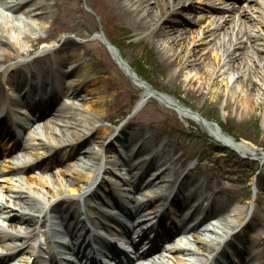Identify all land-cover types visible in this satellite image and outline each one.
<instances>
[{
  "label": "rangeland",
  "instance_id": "1",
  "mask_svg": "<svg viewBox=\"0 0 264 264\" xmlns=\"http://www.w3.org/2000/svg\"><path fill=\"white\" fill-rule=\"evenodd\" d=\"M52 1L54 2L55 0ZM186 4H188V1H185L184 6ZM232 6L235 8L243 6V9L249 6L254 9L253 13L257 18H264L263 5L261 6L255 1L193 0L192 6L182 12V15L186 17V21L183 23L184 29L187 31L185 34L190 36L192 30L205 27L212 28L211 32L213 33L202 35L205 43H202L199 48L206 47L201 51L202 54L197 52L196 55L190 56V62L187 65L175 60L170 66L171 69L167 66L171 51L166 50L164 46L158 43L156 37L147 35L148 31L134 30L133 26L123 16V12L117 3L112 0H58V4L52 5L53 13L48 16V19L51 20L50 27L42 31L37 28L31 29V25L27 24L23 18L16 21L18 29L15 31L14 29L10 30L8 27L10 20L6 17L8 13L3 11L5 17L0 19V31L10 40L18 37L20 43H17V46L21 50L33 48V42L25 38V36L31 34L32 30V34L45 35L49 31V34H51L46 37V41H41L42 39L38 41L35 49L38 51L37 53L49 43L60 45L65 38L66 40L72 39L73 42L70 44L73 47L75 46L73 52L76 54L84 53L82 60L84 59L85 63L92 65L94 69L88 74L85 83L79 86L82 89L80 88V91L77 89L79 97L71 96L72 94L70 93L63 94L62 88L64 89V87L61 84H56L60 79L67 83L69 79H78L83 74L81 71V69L83 70L82 66L74 67L75 64L71 57L73 53L69 57L66 56L64 61L61 62L60 55L63 56L65 51L56 50L54 53H48L46 57H42L40 60L25 63L23 68L30 67L35 71L34 74L39 80L44 78L47 81L52 80L56 87L60 88L62 101L60 100V104L58 101V105L63 107L64 112L66 111L64 119L67 120L68 127L70 123H83L85 118L91 117L95 126L99 127L100 135H104V128H109L113 131L109 134L107 140L118 133L126 139L124 147L118 145L119 142L114 140L118 146L119 154L124 155V152L132 154L129 157L126 156V159L111 150L102 152L99 149V140L97 141V138L94 137H91L89 141L78 144L79 148L82 147L83 149V147L88 146L94 152H101L100 156H102L105 164H110L113 159L121 161V168L116 169L117 164H114L115 167L113 166L120 176L117 179L121 184L120 190L118 192L116 190L118 195H136L141 197L145 194H153L148 190V180L154 177L161 169L166 168L168 170L172 166L177 169H182V166L183 168L193 166L195 168L192 169L193 171H189L188 182L193 183L197 178L202 177V195L210 191L211 186L221 190L222 194L227 192L230 203L228 206L222 205L223 214L235 219L238 214L240 216L246 215L244 210L247 206L251 208L250 212L252 211L253 215L250 218L251 230L247 231L246 234L252 237V241L255 240V243L252 244V249L257 243L259 247L264 246V159L256 155L241 154L239 150L225 146L212 136L211 128L206 123L202 124L196 119L194 113V111H198L201 114H208V111L211 110L212 113L208 115L211 116V120H217L227 126L234 127L235 125L239 132H243L253 139L250 144L258 148V154H261L259 151L264 152V50L260 49V43L264 41V23L248 19L243 12L241 13V10H232ZM22 14L24 17L25 12L20 15L22 16ZM233 15H235V19L238 17L237 25L234 26L235 30L227 29L226 26L225 30L228 31L224 34L222 31L224 30L222 29L223 27L219 28V25L225 21H230ZM99 27H102L104 33L115 40L124 59L132 68L139 71L138 76L140 78L144 77L150 83V87L145 84H139L123 69L124 67L120 65L116 57L96 33ZM247 29H253V32L260 34V37L256 39L244 35L241 38L242 44L247 46V51L244 50L242 64H240L243 66L242 71L245 70L244 83L239 81V78L237 79L234 74L237 68L236 65H239L240 60L227 59L226 62H228L229 67L221 65L222 72L219 74V78L225 79L226 84L217 82L215 87L219 88L218 92L221 95L216 99L211 92L214 88L213 83H211V77H208L204 70L208 69L211 71V67L215 69L219 67V63L223 64L226 52L232 49V45H230L231 43L228 44V40H232L233 36L238 32L239 35H242ZM54 37L59 39L56 41ZM256 40L258 41L256 42ZM213 41H216V43L211 44ZM71 51L68 50V53H71ZM34 52L30 56H26V59L30 60L29 58ZM204 55L208 58L204 59ZM216 55L220 56V60L215 58ZM3 63L7 64V62ZM39 64L48 67L43 74L40 72L39 66H37ZM142 64L145 65L144 69ZM175 69L181 70L179 74L175 73ZM97 76H101L105 80L104 85L109 84L106 91L103 90V85L99 83L90 85L87 81ZM250 82L255 83L252 90ZM145 88L149 89L146 94V100L141 109L132 114L129 109L139 94L144 93ZM0 89L2 95L8 90L7 85L4 84V75L0 77ZM244 95L249 100L248 104L243 101ZM173 99L181 103L182 107ZM72 101L78 103V105L76 107L67 106ZM237 105H240V107L236 108ZM20 109L26 111L25 106ZM181 110H185L187 113L183 114L180 112ZM128 111L129 113L124 116V113ZM129 119L130 126H127V131L121 132V127ZM44 120L50 121L51 115L47 113ZM211 120L205 119L212 128H216L217 125ZM38 121L34 123V128H36L34 133L46 145L55 144L58 134L52 132L53 122H49V129H44L43 125L40 127L42 121ZM139 126L143 127L141 131L137 130ZM150 131L156 133V139L149 140L147 135ZM137 138L144 139L147 142L144 149L136 151L134 142ZM24 139L26 140L25 137ZM26 141L29 142V146L22 148L18 145L15 151L16 157L12 159L14 163L19 165H32L26 171V174H32L39 178H49L51 174L57 176L58 179L61 177L64 179L73 178L75 175L74 165L77 167V164L81 163L78 160L79 158L77 159L76 157L81 155V153H78L76 157L72 156L65 159L74 160V165L72 163H64L65 160L63 162L55 161L46 165V161L41 159V152L44 148L31 138ZM164 141L168 142L167 148H161L160 150ZM77 142L79 141L77 140ZM0 143L2 144L3 142ZM171 146L173 150L170 148ZM149 149H157L159 151L158 159L163 166L158 170H156L157 168L154 171L152 169V174L140 176L141 169L144 166L142 165L140 168L141 155ZM218 154H221V156L216 158ZM179 157H181L182 165L178 162ZM3 161L0 159V162ZM229 169L234 173L233 176L229 177ZM87 170H80V173L85 174ZM206 175L210 176L207 178ZM173 176L175 175H172V178ZM130 181L137 182L135 189ZM255 183L258 185V189H256ZM154 184L158 185V183ZM187 187L189 186L186 185ZM249 188L253 192L255 191L254 202L251 198L243 201ZM32 189L39 198L43 196L40 190L34 188V185H32ZM166 193V191L161 192V194ZM66 195L75 196L76 192L69 193L66 187ZM86 201V204H84L82 199L79 201L82 212L92 217L99 214L93 207L92 199L89 198ZM102 204L106 203L102 202ZM188 218L187 214L178 215V217L172 216V225L181 228L185 223H189ZM2 220L5 223L14 222L13 219L2 218ZM9 229L10 227L7 225H0V231L2 232L9 231ZM191 233L192 231H187L189 237H192ZM65 239H68V236ZM32 242L33 239H29L27 243L31 245ZM27 243L24 244L25 250L29 249L26 246ZM175 247V243L166 242L160 249L161 258L164 259L165 264H179L180 261V264H202V262L194 260L196 255H187L185 252L174 251L173 248ZM226 249L231 251L230 247H226ZM8 251L10 250L5 246L0 247V253ZM21 252L18 251L16 257ZM205 254L210 259L211 255L206 252ZM200 257L203 258L204 256L200 255ZM209 261H212V259ZM18 264L21 263L18 262Z\"/></svg>",
  "mask_w": 264,
  "mask_h": 264
},
{
  "label": "bare ground",
  "instance_id": "2",
  "mask_svg": "<svg viewBox=\"0 0 264 264\" xmlns=\"http://www.w3.org/2000/svg\"><path fill=\"white\" fill-rule=\"evenodd\" d=\"M112 1L117 3L120 10L123 12V16L133 26L134 30L148 31L147 35L151 37H156L158 43L164 46L166 50L171 51L170 57H168L167 61V66L169 68L171 64L175 62V60H179L180 62H182L183 65L189 64L190 56L196 55L197 52L201 53V51L206 48H199V46L202 43H205L203 36L204 34L208 35L207 33L210 34V32L213 30L212 28L205 27L200 28L198 30H192L190 36L185 34L187 33V31H185L183 23L186 21V17L182 15V12L184 9L190 8L192 6L193 0ZM185 1H188V4L184 6ZM248 1H255L261 6H264V0ZM3 3V6L5 7V12H10V14L8 15L10 16L11 21H18L20 17H18L17 14L18 12H22L23 10V12H25L23 19L27 22V24L31 25V29L37 28L38 30L42 31L45 30V28L50 27L51 20L48 19V16L53 13L54 9H52V5L58 4V0H55L54 2L52 0H4ZM263 6L262 8H264ZM242 7L243 6L235 8L234 6H232V9H236L237 11L241 10V13L243 12V14L248 19L264 23V18H257L255 16V14L253 13V8L247 6L243 9ZM237 19L238 17L235 19V15H233L230 21L223 22L219 25V28L223 27L222 29L224 30L222 31L224 32V34H226L228 30L225 29L227 28L233 30L234 26L237 25ZM10 26L11 24H9L8 27ZM49 32L45 35L32 34L33 31L31 30V34L25 36V38L28 41L33 42V48L21 50L20 48H18L19 46H17V43H20L18 37L14 38V40H10L8 37H6L4 33H2V31H0V77L4 75V84L8 87V90L4 93V95H2V92H0V99H3L5 97V100L1 102L2 107L0 108L4 111L2 114L3 117H0V128L5 129L6 123L4 122V117H6V114H9V112H11L12 110H19V105L22 102L23 93L22 91H20L21 89H18V87L22 83H27L28 81L32 85L38 86L37 82L35 83V81L31 80L32 76L34 75L33 69H31L30 67L23 68L25 63L34 60H40L42 57H46L48 53H54L56 50L65 51L63 56L60 55L61 62H63L66 56L69 57L70 54L73 53L71 57L73 58L72 61L75 64L74 67L76 68L82 66L83 70L81 69V71L83 72V74H81L78 79H69L66 84L63 81L60 82L61 84L65 85V89L63 92L71 91V96L74 97H77L79 95L77 89H79L80 91L81 87L79 86L82 85L83 80L88 77V74L93 71L94 67L92 65H89L88 63H85L84 59L82 60V58L84 57V53L78 52L79 54H76L75 52H73L75 46L73 47V45L70 44L71 42H73L70 38L67 40L65 38V40L62 41L60 45H56L57 43H49L48 45L42 47V49L39 50L40 52L37 53L38 51L35 50L36 44L40 39L49 37L51 35L49 34ZM212 33L213 32H211V34ZM244 35H247L248 37H254L256 39L260 37V34L256 33L255 31L253 32V29H247V31H245L242 35H239V32L236 33L233 36L232 40H228V44L231 43L230 45H232V49L226 52V57L224 56V63H219V67L215 69L214 67H211V71H209L208 69L204 70L207 76L211 77V83H213L214 85V88L211 90V92L216 99L220 97L221 93L218 92L219 88H216L215 85L217 84V82L226 84L225 79L219 78V74L222 72L221 65H227L229 67L228 62H226L227 59H236L237 61L240 60L239 65H236L237 68L235 69L234 74L236 75L237 79L239 78V81H242L244 83L245 70L242 71L243 66L240 65L242 64L241 62L244 56V50L247 51V46L242 44L241 40ZM58 39V37H54V40L57 41ZM257 41L258 40H256V42ZM215 43L216 41L211 42V44ZM260 47V49L264 50V41L260 43ZM242 49L243 51H241ZM68 50H72L71 53H68ZM33 51L35 52L31 56V58H29L30 60H27L26 56H30ZM203 58L206 59L208 57L204 55ZM215 58H219L220 60V56L218 57V55H216ZM203 61L205 62V60ZM3 62H7V64ZM119 62L121 65H128L123 57L119 59ZM37 66H39L40 71H46L48 69L46 68L47 66L45 67L41 64ZM180 71L181 70L175 69V73L177 74H179ZM132 77H134V79L139 84H144L139 78L136 77L135 74ZM87 81L90 83V85H96L97 83L103 85V90L105 91L109 87V84L104 85L105 80H103L101 76H97L94 78L92 77L90 78V80ZM254 85V82H250L251 90ZM38 87L40 88L41 94L39 93V97L34 103H38L37 106H39L40 104L41 109L39 112L42 117L45 116L42 115L43 113H51V120L42 122L44 124L43 126L45 127L43 128L49 129V122H53L54 125L52 127V132L54 134H58L57 139H55L56 143L53 145H46L45 143L40 141V138L37 139V144L44 148L41 152V159H44L46 161V165H49L55 161L63 162L65 159L70 158L72 156L76 157L78 153H81V155L76 157L77 159L79 158L78 160H80L81 163L77 164L76 167L74 165L75 163H73L74 160L68 159L64 161V163H72L75 167V175L71 179H64L61 177L62 175L60 176L61 178L58 179V177L54 174H51L49 178H39L32 174L25 173L28 169H30V167H32L31 164H29V166L19 165L11 160L16 157L11 152L13 145L19 143L23 148H27V146H29V143H25V141H20L18 138H16L17 140H19L17 142H15L16 139H12L14 140L12 142V145H10V141L5 142L0 148V154H2L4 158L3 160L5 161L0 162V225H4V221L2 220V218L13 219L14 222L5 223V225L10 227V229L9 232H0V240H2L3 238L10 239V242L6 243L7 248L22 247V245L26 243L30 238H32L36 233H34L35 225L39 223L44 228L45 233L46 224L44 223V221L52 218L54 220L56 219V221L60 224L68 223V226H71V243H74L76 241V244H74L75 247L81 248V237H87L90 229V224L94 223L95 217H92L88 214L84 215L81 210V206L79 205V201L80 199H82L84 204H86V200L92 197L94 199L93 207L97 211L102 212L104 210L105 207L103 208V210H101L103 207L102 202H112L113 204H118L121 207L126 208L127 216H121L122 218L120 219V223L125 227V229L127 230V232H129L130 235V233H132V227L130 224H133L134 221H138V223H140V220L143 219L141 218L142 216L140 215V212L137 209L128 208V201L139 203L142 206L148 203L152 204L155 200H158L163 195H160L158 193L155 195V197L147 198H140L136 195H117L116 192L113 193L114 191L111 189L112 187L107 182H101L95 188L89 189V187L91 186L89 184H93L92 175L95 172L94 168L91 167L97 163L101 152H94L93 150L88 148V146L85 148L83 147V149L82 147L79 148L78 144H82L86 141H89L91 137H94L97 138V141L99 140V149H104L106 151L107 149L112 148V142H106V138L111 133V129L104 128V135H100V129L99 127L95 126L93 118L91 117L85 118V121L83 123H70L69 127L71 128H69L67 120L64 119L66 117V111L64 112L63 107L56 105L55 102L52 101L60 99V95L57 92H55L53 95L51 94L50 96L48 94L43 95L42 92H46V86L44 87L43 84L41 86L39 85ZM32 88L33 87L29 88V90H26V92L29 94ZM148 90L149 89L145 88L144 93L142 92L139 94L138 99L134 104L133 113H136L143 106L146 100L145 98L146 94L148 93ZM246 97L247 96L244 95L243 101L248 104L249 100H247ZM175 102L179 103L176 100ZM179 104L182 107V104ZM49 105L50 109L49 111H47V107ZM77 105L78 103L72 101L67 106L76 107ZM239 107L240 105L236 106V108ZM180 112L183 114L187 113L185 110H181ZM196 112V119L202 124L206 123V125L211 128L210 131L212 136L219 142L229 147L236 148L240 151L241 154L256 155L261 159H264V154H258L257 147L249 144V142L237 141L232 136H229L227 133H224L222 130L214 127L212 128L211 125L207 123V121H205L199 116L198 111ZM11 124L12 126L16 125L15 122H12ZM32 125L33 124L31 123L29 124V126ZM125 126H130V119L126 122ZM142 129V126H139L137 128L138 131H141ZM147 137L149 138V140H154L157 138V135L155 132L150 131ZM77 140L79 142H77ZM136 141H138L137 149H144L146 147L145 145L147 142H145L144 139H136ZM167 144L168 142L164 141L161 144V148L166 149ZM170 148L173 150L172 146ZM147 157H149V159L147 161L146 166L141 169L140 176L152 174V169L153 171L155 170V162L158 159L156 152L154 153L153 150H148L146 153H144L141 156L142 164L145 163ZM178 162L180 165H182L181 157L178 158ZM109 165L112 167L114 166L111 164ZM141 167L142 165L140 166V168ZM190 168L192 167L190 166L188 170ZM82 169L88 170L87 172H85V174H81L80 170ZM182 171L177 168H174V166H172L168 170L166 168L162 169L160 172L155 174L154 177H151L148 180V190L153 193L154 189L159 187V184H161L160 186L164 187L168 185H175V179L173 181L174 177L172 178V175H176L177 177L175 178L177 179L179 175H181ZM228 171L231 176L234 175L231 169H229ZM187 172L185 171L186 174L184 175L186 176V178L188 175ZM7 174L11 175L12 177H8ZM186 178H182L179 185L177 186V190L179 192L183 188V185L186 184ZM109 179L112 180L113 177H109ZM154 183H158V185H155ZM32 185H34V188L40 190L43 196H40L39 198V196H37V194L33 191ZM66 187L69 190V193L75 191L76 195H66ZM135 188L136 185H134V189ZM4 191L6 192L4 193ZM212 196L214 197L213 194ZM178 202L181 204V201H176V203ZM182 203H188V200L183 199ZM223 203L224 205L228 206L229 199H224ZM190 206L191 208H193L190 217L191 223L184 225L183 228L175 229V233L177 234H174L173 231L172 233L170 232L171 234L168 233L166 230L158 231L159 233H157V236L155 235V239L161 241L166 240L171 236L174 237L177 235L175 239V250L185 252V254L187 255H196L194 256V260L196 261L204 260L202 259V257H200V255L204 256L205 260H207L208 256L205 254V252L210 254L214 250H217V255H215L214 257V262H219V264H222V258H224L226 255V249H224L225 247H221L219 249V244L222 241H225V246H229L234 249V259H236L234 260L235 262L239 264H264V246L259 247L257 243L254 248L251 249L252 244L255 243V240L252 241V237L245 234L247 229L251 228V224H243V226L240 227L239 231L235 232L236 227L240 226L244 222L242 216L238 214L235 219L231 218L230 216L220 217L219 213L221 210V205L217 204L213 198L205 207L202 205L201 202L197 203L195 202V200L192 201ZM108 211L110 210H107V212ZM114 213L119 215V213L116 211H114ZM167 213L168 212H165L164 216L167 215ZM134 215L135 219H133ZM153 216H155V214ZM57 225L58 223L56 225H50L53 229V239H60L59 234H56V230L62 229L59 228ZM187 231H192V237H189L187 233H185ZM18 237L23 239L20 242H17L15 238ZM242 237L245 239L244 241H246V244L242 242ZM248 237L249 239H247ZM150 241L151 240H149L148 242ZM158 241H155L157 243H153L154 241H151V247L147 252L143 254V257H150L152 253L151 250L162 245H158L160 243ZM133 242L134 238L131 236L130 243L132 244ZM31 247L32 245H30V248ZM31 252L32 250H27L28 255H19V259L22 264H28V259L30 258ZM240 253H243L242 256L239 255ZM8 255L5 254L1 257L5 258ZM157 259L158 260H156L155 262L165 264L164 259H161L158 256ZM148 260H152V258H148ZM180 263L181 261L179 262V264Z\"/></svg>",
  "mask_w": 264,
  "mask_h": 264
},
{
  "label": "trees",
  "instance_id": "3",
  "mask_svg": "<svg viewBox=\"0 0 264 264\" xmlns=\"http://www.w3.org/2000/svg\"><path fill=\"white\" fill-rule=\"evenodd\" d=\"M237 135H242V136H246L247 137V135H245L244 133H240V134H237Z\"/></svg>",
  "mask_w": 264,
  "mask_h": 264
}]
</instances>
